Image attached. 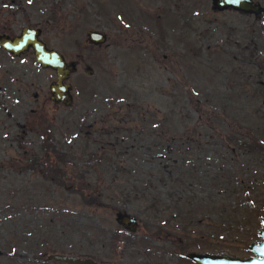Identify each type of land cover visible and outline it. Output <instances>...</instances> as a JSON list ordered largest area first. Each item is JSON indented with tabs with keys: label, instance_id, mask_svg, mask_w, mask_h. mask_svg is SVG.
<instances>
[{
	"label": "rangeland",
	"instance_id": "rangeland-1",
	"mask_svg": "<svg viewBox=\"0 0 264 264\" xmlns=\"http://www.w3.org/2000/svg\"><path fill=\"white\" fill-rule=\"evenodd\" d=\"M49 1L0 0V32L41 25L47 46L76 62L66 79L72 101L63 105L49 99L54 73L41 68L30 49L13 57L0 48V264H53L46 255L69 253V247L80 256L97 252L93 259L107 264L114 253L105 248L104 236L96 239L92 233L98 226H118L117 210L136 217V236L153 226L159 230L157 237L149 234V241L128 246L131 264H197L184 255L190 249L250 255L247 245L259 239L257 230L264 225V92L257 87L259 94L246 103L250 122L259 125L253 131L231 120L213 127L197 120V126V113L208 120L210 108L198 103L195 110L193 94L209 82L243 81L230 71L263 68L264 0H253L261 5L258 13L216 9L211 0ZM87 29L106 37L90 43ZM133 103L147 109L135 112ZM168 111L175 124L163 125L160 118ZM221 113L230 116L232 110ZM152 116L154 126H143H150ZM152 129L164 138L177 134L181 149L170 157L173 162L166 152L174 144L152 142L158 137ZM41 131L65 152L55 182L27 165L25 153L38 150ZM236 135L252 136L257 146L250 152L234 149L229 138ZM99 158L122 169L103 173ZM84 175L91 182L97 178L111 199L93 203ZM168 175L178 176V182L168 184ZM121 187L123 194L117 191ZM152 194L162 207L168 205L163 217L173 200L190 195L191 201L178 204L189 203L199 223L162 222L142 212L141 198ZM233 209L234 223L227 224Z\"/></svg>",
	"mask_w": 264,
	"mask_h": 264
},
{
	"label": "trees",
	"instance_id": "trees-1",
	"mask_svg": "<svg viewBox=\"0 0 264 264\" xmlns=\"http://www.w3.org/2000/svg\"><path fill=\"white\" fill-rule=\"evenodd\" d=\"M251 68L252 67H250V70H243L244 72H242L241 70H237L236 68H232V70L236 69L237 72L235 70L230 71L234 75L235 74L242 75L243 81L232 78L233 82H231L232 79H228V82L226 83L221 82L219 83V85H211L213 83L209 82L207 89H203V88H199V90L196 89L195 93L193 94V96H195V103H196L194 109L195 110L198 109L197 108L198 103H205L210 108V110H207V113H208L207 115L209 117L208 120L203 121L202 119H200L199 113H197V117H195L197 126H199L198 121H200L201 123H204L207 127H209V125L213 127L216 124L223 122L224 120H227V121L231 120V123L235 125L244 124L245 126L249 128V130H252V129L254 130L255 127L259 126L257 122H250L251 114L247 113L245 110L248 109L246 105V103H249L248 99L256 98V96L259 94L258 89L261 90V93L264 92L262 91V88H264V79H261L260 77V73H264V66L263 68L260 66L259 70L256 69L255 71H252ZM216 71H219V70H216ZM221 72L223 74L226 73L224 70ZM250 84H256V86L250 87ZM247 87H248V90H244ZM257 87L259 88L257 89ZM250 88L251 90L249 92ZM184 92H185L184 93L185 96H189L188 89L187 90L185 89ZM191 96L192 95H190V97ZM132 105H133L132 109L135 112H137L136 110L137 108L140 110L147 109L146 106H143L144 104H141L142 105L141 106L139 104L133 103ZM225 109L232 110V113L229 114L230 116H226L221 113V111H224ZM239 112L243 113L244 119ZM149 115L151 116L152 114H149ZM147 116H148V113L143 114V117H144V120L142 121L143 123L145 122ZM154 120L155 119L152 116L151 121L149 122L150 126H147V125H143V126H145L146 128L153 127ZM160 121H161V124L163 125L164 124H170V125L175 124V118L171 114V111H168L166 115L162 116L160 118ZM159 130L162 131V128ZM152 131L158 134V137H153L154 139L152 138V142H155L156 138L158 139V141L156 142L157 145H158V142H162L163 144H165L166 142H169V143L171 142L174 144V146L170 145L171 148L169 152H166L167 159H170L171 161L170 157H173V156L177 157V151L181 149L180 145L178 143L176 144V141L178 140L177 134H173L172 136L170 135L169 137L165 136L166 138H164V136H159V131H156L155 129H152ZM39 136L41 137V139L38 145V150L33 153H27V154L25 153L27 165L32 168H36L42 179L53 180V182H55L59 179L60 175L63 173V167L65 166V163H64L65 152H62L51 141H49L47 139L49 138V136L46 133L41 131ZM251 138L252 139L247 138L244 135H236V136H231L229 140L231 142L233 141L234 149L238 148L241 151L245 150L246 152H250V150H252L253 148V145L257 146L255 139L252 136ZM125 151L129 153L128 149H126ZM98 163L99 165L105 164L102 170L103 173L104 171L109 170L110 168H112L113 171H117V170L119 171L122 169V166H119L117 163L112 164V166L108 164V163H111V160L109 158H99ZM127 168H128L127 172H129L131 167L127 165ZM111 175L107 176L109 177L108 180L113 178L111 177ZM169 176L170 175L165 177V180L166 181L168 180V184H174L175 182H178V176L176 178L172 176L169 177ZM84 179L87 184L86 187L88 186V188L92 190L94 193V198L92 199L93 203H97V202L101 203L103 202L104 199H109V200L111 199L110 197H112V194L106 193L104 191L105 189H107V187L106 186L103 187V184L101 185L99 184V182L98 184L94 182V181H97V178H95L94 181L91 182L90 180H88V176L84 175ZM103 181H105V178H103ZM122 187L124 186L122 185ZM122 187L120 190H117V191L122 193ZM80 191L82 192V190ZM128 192L130 193L129 190ZM130 195H132V198L137 197L133 192L130 193ZM80 196L82 199L85 198V195L83 193H81ZM189 197L190 195H188V197L183 196V199L180 198L177 200H173L171 202V205L173 206L171 212L168 213L164 217L162 215L164 214L165 210H167L168 205H164L162 207V205L155 200L153 194L141 198V201L144 203L141 210L142 212L149 211L148 214H150V216H152L153 218L160 219L162 217L161 219L162 222H168V221L178 222V219H182V220H185L187 223H191L193 221L196 223H199L200 218L197 217L195 213H193L194 212L193 210L188 209L189 203H187V208L182 205H181L182 207L180 206L181 203H186V202L191 201ZM235 210L236 209L231 210V213H228L226 215L225 220H224L225 223L227 224L234 223L232 216ZM242 210H244V212L247 213L246 208H243ZM252 213L254 214V211ZM47 220H50V219L47 218ZM158 231H159L158 228H156V226H153V228L150 227V230H145L139 236H136L134 234V231L126 230L120 225L112 229L102 228V226L100 227L98 226L97 232L92 233V237H95L96 239H98L99 236H104L106 240L104 243L105 248L106 249L108 248V250H111L114 253V258L112 260L105 261L107 264H131L129 260H126V255H125L128 249V246L138 243L139 240H144L145 238H147L149 234L151 237H157L156 235ZM145 241H149V240L145 239ZM66 249L69 250V253L78 255V253H74L73 248L69 247ZM149 250L152 251V248H149ZM94 253L95 254L88 252L86 255H83V256H91V257L92 255L98 256L97 252H94ZM104 256L105 255L103 254L101 257H104ZM45 264H47V262H45ZM53 264H66V263L53 261Z\"/></svg>",
	"mask_w": 264,
	"mask_h": 264
},
{
	"label": "water",
	"instance_id": "water-1",
	"mask_svg": "<svg viewBox=\"0 0 264 264\" xmlns=\"http://www.w3.org/2000/svg\"><path fill=\"white\" fill-rule=\"evenodd\" d=\"M216 9L230 7L244 12L258 13L261 10L259 2L253 0H211ZM38 29L22 27L19 34L9 37L0 34V47L7 50L12 55L24 52L28 46L32 48L33 57L41 67H49L54 71V80L48 84V97L53 102H60L68 105L72 101L70 93L71 84L66 81L71 72L76 69L75 62L65 61L62 54L54 48H49L37 38ZM86 38L94 43H100L104 39V34L95 29L86 30ZM84 72L89 74L91 68L86 66ZM117 224L129 231H134L137 220L133 214L125 210H117L114 215ZM257 233L259 239L249 242L247 248L250 255L237 256L224 252H209L187 250L184 255L197 264H264V225ZM49 260L60 261L66 264H100L98 260L90 256H79L72 253L51 252L46 255Z\"/></svg>",
	"mask_w": 264,
	"mask_h": 264
},
{
	"label": "flooded vegetation",
	"instance_id": "flooded-vegetation-1",
	"mask_svg": "<svg viewBox=\"0 0 264 264\" xmlns=\"http://www.w3.org/2000/svg\"><path fill=\"white\" fill-rule=\"evenodd\" d=\"M18 3L17 4H20L19 2L20 1H17ZM48 2H50L49 0H48ZM39 3H41V0H37V3L36 4H39ZM47 7H49V4H48V6ZM56 7V6H55ZM55 7L52 9V10H48L47 11V16L48 17H50V15L51 16H53L52 14H54V10H55ZM52 12V13H51ZM22 27H29V28H37L38 29V33H37V38L38 39H40L43 43H44V45L46 46V47H49V46H47V44L45 43V41L41 38V36H40V34H41V31L43 30V28H42V26L41 25H28V24H26V25H21L20 27H19V30H18V32L17 33H12V34H8V33H6V32H0V34H6V35H8L9 37H11V36H13V35H15V34H19L20 33V30H21V28ZM96 30V29H95ZM99 31V30H98ZM101 32V31H100ZM102 34H104V36L106 37V35H105V33H103V32H101ZM105 37H104V39H105ZM85 39L87 40V41H89L87 38H86V33H85ZM103 39V40H104ZM90 43H93V44H98V43H94V42H91V41H89ZM1 49H3L5 52H7L9 55H11V56H18V55H20V54H23L24 52H26L28 49H30L31 50V53H32V55H33V52H32V48L30 47V46H28L27 48H26V50L24 51V52H20L19 54H17V55H12V54H10L7 50H5L4 48H2V47H0ZM49 48H53V47H49ZM55 49V48H54ZM57 50V49H56ZM57 51H59V50H57ZM60 52V51H59ZM61 54H62V56H63V58H64V60L65 61H69V60H72V61H74L75 62V60H73V59H65V57H64V54L62 53V52H60ZM34 58V57H33ZM35 60V59H34ZM37 63V62H36ZM38 64V63H37ZM39 65V64H38ZM75 65H76V62H75ZM40 66V65H39ZM41 67V66H40ZM41 68H45V67H41ZM47 68H49V67H47ZM85 68V67H84ZM51 69V68H50ZM52 71H53V69H51ZM53 73H54V71H53ZM54 80V79H53ZM52 80V81H53ZM52 81H50V82H52ZM49 82V83H50ZM48 83V84H49ZM47 88H48V86H47ZM71 93V92H70ZM33 95H35V93L33 94ZM52 101V100H51ZM53 102V101H52ZM60 103V102H59Z\"/></svg>",
	"mask_w": 264,
	"mask_h": 264
}]
</instances>
